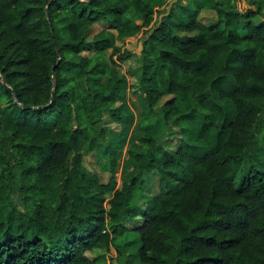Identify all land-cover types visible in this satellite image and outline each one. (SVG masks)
Segmentation results:
<instances>
[{
  "label": "trees",
  "instance_id": "trees-1",
  "mask_svg": "<svg viewBox=\"0 0 264 264\" xmlns=\"http://www.w3.org/2000/svg\"><path fill=\"white\" fill-rule=\"evenodd\" d=\"M166 2L0 0V264H106L88 253L118 252L122 221L138 217L140 264H264V0H178L147 33L138 122L176 129L179 145L131 141L116 186L130 113L114 65ZM205 9L214 24L197 21ZM100 150L105 183L82 165ZM151 173L158 193L145 196Z\"/></svg>",
  "mask_w": 264,
  "mask_h": 264
},
{
  "label": "rangeland",
  "instance_id": "rangeland-1",
  "mask_svg": "<svg viewBox=\"0 0 264 264\" xmlns=\"http://www.w3.org/2000/svg\"><path fill=\"white\" fill-rule=\"evenodd\" d=\"M178 0H167V2L153 14V23L149 26L147 31L141 30L135 37L124 40L121 42V51L126 50L130 53V58L123 63H116L114 68L117 72L124 76L125 78V88L123 92V101L126 102L128 106V110L130 113L129 120L124 122L123 128L124 132L123 138L120 139V152L119 159L117 163V167L113 173L114 180L116 182V186L119 187L120 184L125 181L128 176L132 173V166L125 159V149L127 144L131 141L137 140L143 134H150L153 139L158 142L164 149L166 150H175V148L179 145V135L177 130L175 129L172 134L165 135L166 128L158 123L155 128L148 129L145 125H142L138 122V113L139 108L137 106V102L135 100L137 96L135 78L133 77V73L139 67V51L141 48L142 41L146 37L147 33L153 29L156 25H158L159 21L167 15L170 8H174L173 4H175ZM181 4H185L186 0H179ZM199 2H206L208 6L214 3L216 0H197ZM224 3L227 8H235L236 5L242 6V8L246 7L247 0H220ZM261 20V18L256 17L252 20V23H257ZM197 21L205 26L212 25L216 22L215 14L210 9L202 10L198 17ZM103 24H94L92 25L86 35V39L89 41L91 36L104 28ZM143 32V33H142ZM179 38L180 35H178ZM109 51L105 54L108 56ZM91 53L85 52L83 55L89 56ZM103 82V80H102ZM101 84V80L98 82ZM162 103V100L161 102ZM103 127L112 130L118 131L119 127L113 124L109 120V116L104 113L103 115ZM115 133L110 132L107 139H113ZM107 159L105 158L103 152L100 150L97 153L91 152L84 156L82 160V165L85 169H87L90 173L97 176L101 183H105L109 177L107 173L102 172V169L106 168ZM144 188L142 194L145 196H154L158 193L157 188V176L155 173L144 174L143 176ZM238 184V178L235 180V185ZM14 204L21 209L18 201L13 198ZM146 200L141 201V205H144ZM141 223V219L135 218L132 220L124 219L122 221V225L127 229L125 231L123 238H120L116 241L118 244V252L115 248H110L108 252L98 251L95 253H88V258L94 257L96 254H103L104 260L106 264H140L137 260L136 250L139 246V233L136 228L139 227Z\"/></svg>",
  "mask_w": 264,
  "mask_h": 264
},
{
  "label": "water",
  "instance_id": "water-1",
  "mask_svg": "<svg viewBox=\"0 0 264 264\" xmlns=\"http://www.w3.org/2000/svg\"><path fill=\"white\" fill-rule=\"evenodd\" d=\"M46 19H47V15H46ZM0 82H1V85L3 87L7 88L6 85L4 84V81H3V78L2 77H0Z\"/></svg>",
  "mask_w": 264,
  "mask_h": 264
}]
</instances>
